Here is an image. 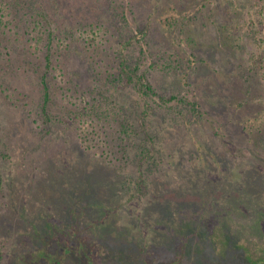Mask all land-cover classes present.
<instances>
[{
    "label": "rangeland",
    "instance_id": "rangeland-1",
    "mask_svg": "<svg viewBox=\"0 0 264 264\" xmlns=\"http://www.w3.org/2000/svg\"><path fill=\"white\" fill-rule=\"evenodd\" d=\"M0 149V264L260 263L264 0H0Z\"/></svg>",
    "mask_w": 264,
    "mask_h": 264
},
{
    "label": "trees",
    "instance_id": "trees-1",
    "mask_svg": "<svg viewBox=\"0 0 264 264\" xmlns=\"http://www.w3.org/2000/svg\"><path fill=\"white\" fill-rule=\"evenodd\" d=\"M120 63H121L122 72L124 73V75L126 77V81L128 83H131L135 87L137 86V84L140 85V91H141V96L142 97H147L151 92L154 93L151 85L149 83H147L146 80H145V74L140 71L139 65H137V64H134V65L128 64V63H126L125 59L121 60ZM176 98L177 97L175 95H172V96H170V98H167V99L163 98L162 101H170V100H173V99H176ZM45 100H47V90H45ZM0 156H1V149H0ZM90 163H92L91 165L94 166V170L100 172V168L101 167L95 161L94 162H90ZM252 172L253 171H251L249 169H244L242 174L246 176V174L249 173L250 175L253 176ZM252 176H248V178H252ZM262 185H264V181L257 179V181L253 185L254 187H252V185L250 187L246 186V185H242V187L246 191L249 190V188L252 187V189L247 193V195L253 194V192H255V194H260V192H262V189H263ZM1 187H2V175H1V166H0V190H1ZM181 187H183V186L177 187L175 189L177 194H179V195H183V194L187 195L186 192L184 191V189H182ZM226 188H227V190H231V189H233V185H226ZM233 191H234V189H233ZM184 201H186V200H184ZM194 202H191V204H190L192 208L193 207L198 208L200 211H203V209L204 210H208L206 208H203V206L201 204L197 203L198 201L197 202L194 201ZM245 206H246V203H245ZM242 209H244V212H242V213L245 214V215H247L248 213L253 212V210L250 209L249 212L245 213L246 208H242ZM200 220H202V219L201 218L197 219L198 224H197L196 230L194 228V231H196L197 235H199L201 237H203L205 234L208 235L209 239H206L207 237H205L203 239V242H205L206 245H208L209 247L211 246L213 252H216V250L219 251V253L217 252V254L223 255L224 256L223 258H226L227 256H232L233 257V255H235V254H233L234 251L227 249V247L230 246V245H228V242L230 240L229 237H231V235H233L230 232L229 227H227V226H229V223H228L227 219H225V221H223L221 223V227L213 229V231H212V233L210 235H209V231H210L209 228L210 227H206V226L204 227V225L202 224V222H200ZM190 228L193 229L192 225H190ZM175 230H176V227L173 226L171 231L173 232ZM183 232H184V230L182 231V233ZM217 236L218 237L221 236V238H224L223 239V243L225 245L223 244V245L220 246V244L218 242H216L217 240H219V239H215V237H217ZM254 236H255V238H259L260 237V235H258L256 233L254 234ZM83 238H85V237H83ZM259 245L261 247H263L262 250H264V242L261 241V243H259ZM91 247H96L99 250L98 251L99 254H96L97 263L98 264H104L103 263V254H105V252H108L110 254V251L109 250L106 251V246H104L101 243H100V246H97L96 244H94V245H91ZM99 247H100V249H99ZM181 247L182 246H180V245H176V248L178 249V252H179V250H181V253L179 254V257L178 256H177L178 258L176 257V261L177 262L179 261V258H181V257L182 258H184V257H190V258L193 257V258H195L194 255L190 254V251H191L190 249H192L191 246L185 248L184 252L182 251V249H180ZM219 247H220V249H219ZM203 249H205V248L200 247V253L203 252ZM261 252H264V251H261ZM225 253H226L227 256H225ZM192 254H194V253H192ZM2 255H3V252H2V250L0 248V263H1V260H2ZM247 258H250V259L254 260V259H256V255H254V256L253 255H248ZM221 259H222V257H221ZM225 262H226V260L222 261L223 264H226ZM252 262H254V263L260 262L258 264H264V255H262V257H260L259 259L254 260ZM93 264H95V263L93 262Z\"/></svg>",
    "mask_w": 264,
    "mask_h": 264
}]
</instances>
